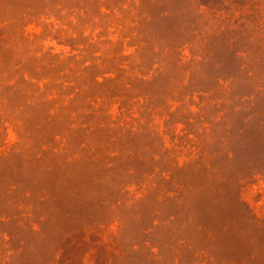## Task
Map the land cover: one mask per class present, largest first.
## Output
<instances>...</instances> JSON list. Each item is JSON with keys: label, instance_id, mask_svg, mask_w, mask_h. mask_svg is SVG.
Returning <instances> with one entry per match:
<instances>
[{"label": "rangeland", "instance_id": "rangeland-1", "mask_svg": "<svg viewBox=\"0 0 264 264\" xmlns=\"http://www.w3.org/2000/svg\"><path fill=\"white\" fill-rule=\"evenodd\" d=\"M0 264H264V0H0Z\"/></svg>", "mask_w": 264, "mask_h": 264}]
</instances>
